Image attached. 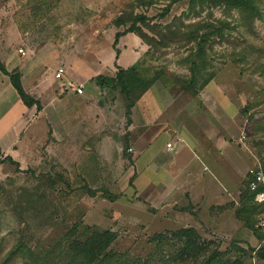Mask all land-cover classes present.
<instances>
[{
  "label": "rangeland",
  "instance_id": "rangeland-1",
  "mask_svg": "<svg viewBox=\"0 0 264 264\" xmlns=\"http://www.w3.org/2000/svg\"><path fill=\"white\" fill-rule=\"evenodd\" d=\"M256 1L262 17L249 25L237 9L191 0H0V49L22 48L25 55L19 54L45 71L36 106L44 108L41 121L48 125L47 133L33 131L27 144L17 142L14 156L0 155V264H26L19 252L4 263L20 243L42 254L59 253L65 234L81 223L117 233L112 248L124 255L123 264H177L175 239L159 244L150 238L182 227H193L211 249H219L215 264H264V205L250 199L247 183L251 169H264V0ZM194 29L200 37L188 40ZM128 31L147 46L132 76L164 83L172 95L184 97L183 108L189 95L199 94L205 73L215 72L210 94L221 97L226 139L249 157L234 166L245 173L241 180L226 183L231 201L208 208L203 199L192 203L189 194L169 202L154 192L151 176L135 164L134 132L127 125L137 83L128 92H101L100 106L76 104V94L70 101L58 97L68 93V81L86 85L81 97L96 96L99 90L87 76L108 70L114 75V53L124 43L123 36L115 42L116 34ZM193 60L201 71L196 90L184 88ZM60 67L62 79L55 76ZM168 140L159 137L142 159L150 166L155 148Z\"/></svg>",
  "mask_w": 264,
  "mask_h": 264
},
{
  "label": "crops",
  "instance_id": "crops-1",
  "mask_svg": "<svg viewBox=\"0 0 264 264\" xmlns=\"http://www.w3.org/2000/svg\"><path fill=\"white\" fill-rule=\"evenodd\" d=\"M122 36L123 46L117 47L114 53L113 65L116 72L119 68L128 69L136 65L147 51L146 44L135 33H124L118 38L119 41ZM0 60L9 71L18 69L21 72L24 89L39 100L37 90L46 80L43 79L45 71L42 72L38 61L21 56L19 51L9 44L4 49H0ZM30 65H34L31 76L28 74ZM108 71L87 76L94 83L95 89L99 90L96 96L81 97L86 94L85 91L82 94L68 91L65 95L58 93V97L62 101H70V96L76 94L79 97L75 100L76 104L80 105L82 102L84 107L93 103L97 106L102 105L98 95L112 88L100 87L95 77L99 74L115 77L116 72L113 75ZM212 83L211 80L200 89L199 94L189 95L192 97L188 101L189 106L183 108L181 100L184 97L182 98L180 94L172 95L164 83L156 80L135 98L131 113L127 117L129 131L134 132L135 164L142 172L144 171V174L151 176L150 183L155 186L154 192L161 195L164 193L169 202L186 200L188 194L192 203L197 199L198 201L203 199L208 203V208L212 207L214 202L216 205L229 202L233 196L226 184L228 179L241 180L245 174L238 167L234 169L236 162L241 159L249 163L247 153L226 139L228 130L222 115V101L216 91L210 94ZM93 96H98V98ZM213 101L214 108H211ZM188 107H190L189 110ZM43 110L44 108L39 109L36 105L32 107L25 105L13 86L10 76L0 70V147L2 153L14 156L12 151L20 147L17 142H22L21 145L27 144L28 139L33 135L32 132L38 127L44 128L47 133L48 125L46 121H41L44 120ZM164 134L169 138L166 147L158 151L155 148L154 156L152 155L153 160L149 166L141 155ZM169 143L171 146H168ZM146 167L151 169V173ZM226 176L230 177L226 179ZM198 190L202 191L205 197L200 195ZM212 192H217V195H211Z\"/></svg>",
  "mask_w": 264,
  "mask_h": 264
},
{
  "label": "trees",
  "instance_id": "trees-1",
  "mask_svg": "<svg viewBox=\"0 0 264 264\" xmlns=\"http://www.w3.org/2000/svg\"><path fill=\"white\" fill-rule=\"evenodd\" d=\"M181 0H173L177 2ZM192 4H205L209 3L212 5H224L227 9H237L240 13L245 24L252 25L253 22L262 17V10L256 0H191ZM170 10V7H166L164 12L167 13ZM140 20L142 22L146 21V17L141 15ZM132 29L131 31H133ZM138 34L143 39L150 38L143 35L140 29H137ZM130 32V31H128ZM126 32V33H128ZM178 35L184 34V32L176 31ZM124 34V32L116 34L117 42L118 38ZM199 31L197 29L191 30L188 34V40L195 41L198 39ZM201 41H204L205 38L201 36ZM204 49L201 50V47L198 50V56H202ZM193 66L190 69L191 77L185 85L184 88L190 90H196V86L199 84L200 79V70L198 68V63L192 61ZM136 65L128 68L122 69L119 68L116 72L115 77L106 76L99 74L95 77L97 84L102 87H119L122 91L128 92L131 84L137 83V87H140L139 95L147 90L152 84L153 81L143 80L140 77H133L132 74L135 72ZM0 70L10 76V80L13 86L16 88L24 104L28 107L38 105L39 100L34 96L26 92L22 85L21 81V72L18 69L9 71L5 65L0 60ZM205 77L202 78L201 86L208 84L214 77L215 72L205 73ZM121 86V87H120ZM202 87V88H203ZM138 95V96H139ZM127 96V95H126ZM134 101H130L128 105V116L131 113V108L134 104ZM41 109L40 106H38ZM0 147V155H1ZM7 158L18 164L11 156ZM252 178V176H251ZM250 180L248 183V191L250 192V199L255 200L256 192L250 190ZM256 202V201H255ZM264 205V203H261ZM82 226V227H80ZM118 235L114 231L109 229H99L95 226L82 225L79 224L75 226L74 229H71L65 234V241L62 243L59 253L46 252L42 254L41 252L35 250L34 248L28 247L24 243L17 245L15 250H12L7 254L4 263L8 261L11 257L18 254H21L23 260L26 264H123L126 261L123 260L124 255L120 252L115 251L112 248V245L116 241ZM171 239H175L177 243V251L175 253L174 259H176L177 264H182L187 262L188 264H215L216 258L221 254L219 249H211L210 245L206 241H202L199 234L193 227H182L179 230L168 231L156 233L150 238L151 242L167 243ZM264 258V255H262Z\"/></svg>",
  "mask_w": 264,
  "mask_h": 264
},
{
  "label": "built area",
  "instance_id": "built-area-1",
  "mask_svg": "<svg viewBox=\"0 0 264 264\" xmlns=\"http://www.w3.org/2000/svg\"><path fill=\"white\" fill-rule=\"evenodd\" d=\"M21 53H25L23 49L19 50ZM65 69L60 67L56 73L57 78H62ZM65 89L69 92H76L82 94L85 91V84L80 82L68 81L65 85ZM245 137V135H244ZM171 146V143L168 144ZM250 190L256 192L255 201L258 203H264V169L257 168L252 171V178L250 181ZM259 226L264 230V217L261 218Z\"/></svg>",
  "mask_w": 264,
  "mask_h": 264
}]
</instances>
